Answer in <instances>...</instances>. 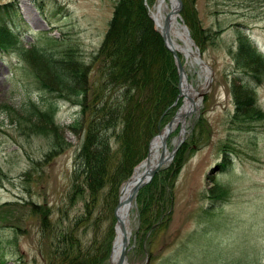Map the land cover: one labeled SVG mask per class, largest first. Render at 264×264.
Here are the masks:
<instances>
[{
	"label": "rangeland",
	"instance_id": "1",
	"mask_svg": "<svg viewBox=\"0 0 264 264\" xmlns=\"http://www.w3.org/2000/svg\"><path fill=\"white\" fill-rule=\"evenodd\" d=\"M152 1L148 5L150 18L158 0ZM192 1L197 26L205 32L201 55L209 67L205 68L209 77L201 65L192 64L180 54L189 82L201 90L200 106L187 121L184 143H188L179 173L176 177L163 173L156 188L159 193L163 187L166 190L168 205L158 223L163 221V225L141 229L140 209L134 201L127 263L264 264V77L256 85L255 102L263 117L250 127L234 123L236 104L232 94L240 32L248 34L264 54V0ZM117 2L0 0V6L12 3L18 7L12 27L26 48L48 51L53 59L61 51L71 50L90 63L99 52ZM180 17L193 39L182 11ZM146 49L150 54L149 47ZM98 67L93 66L89 72L91 83ZM47 83L52 89L44 86L47 89L39 91L34 64L23 60L17 51L0 52V209L8 204L0 211V254L6 264L46 263L49 241L40 215L35 217L31 212L34 207L52 209V220H57L59 208L66 204L74 161L83 142V135L68 129L78 109L52 91L59 87L55 81ZM42 95L46 101L59 104L55 121L62 126L59 134L70 144L53 158L47 156L53 137L30 125L36 119L28 112L29 102L37 103ZM179 99L182 107L184 98ZM159 133L150 141L142 162ZM180 133L181 127L171 133L167 141L170 152ZM174 158L161 170L171 172ZM80 206L72 210V216L80 213ZM102 218V234L113 224L116 237L114 214L111 218L104 213ZM92 236L90 229L86 231V240Z\"/></svg>",
	"mask_w": 264,
	"mask_h": 264
},
{
	"label": "trees",
	"instance_id": "2",
	"mask_svg": "<svg viewBox=\"0 0 264 264\" xmlns=\"http://www.w3.org/2000/svg\"><path fill=\"white\" fill-rule=\"evenodd\" d=\"M152 2L118 0L99 52L90 63L71 50L61 51L59 57L53 59L48 51L33 46L26 48L12 27L18 7L12 3L0 6V52L17 51L23 60L34 64L39 91L52 89L46 84L55 81L59 87L52 91L78 109L68 129L83 135L70 176L66 204L59 208L57 220H52V209L34 207L31 212L35 217L40 215L49 241L45 264H109L115 239L114 225L102 234V216L107 213L113 217L123 184L147 157L152 138L182 105L178 99L179 73L174 56L149 15L148 5ZM183 2L182 15L203 53L206 37L204 30L197 26L193 1ZM147 47L151 55L146 52ZM234 62L237 70L232 80L236 104L234 123L250 127L263 117L255 102L256 85L264 77V54L242 31ZM97 64L98 72L91 83L89 72ZM45 99L42 95L37 103L30 101L28 112L36 119L32 120L31 129L36 127L40 133L53 137L47 154L53 158L64 153L70 144L60 135L62 126L55 121L59 104ZM187 143L178 150L171 172L160 170L136 196L141 229H153L163 220L162 214L168 205L166 190L163 187L159 193L156 188L163 173L174 177L179 173ZM79 204L80 213L72 216V210ZM5 206L8 204L1 209ZM89 229L93 236L88 241L85 235ZM0 264H6L1 254Z\"/></svg>",
	"mask_w": 264,
	"mask_h": 264
},
{
	"label": "bare ground",
	"instance_id": "3",
	"mask_svg": "<svg viewBox=\"0 0 264 264\" xmlns=\"http://www.w3.org/2000/svg\"><path fill=\"white\" fill-rule=\"evenodd\" d=\"M152 17L156 23L158 30H162L165 25V20L169 14L170 17V42L169 47L179 55L182 54L186 60L192 64L201 65L204 72L209 77V72L205 69V65L198 58L194 43L191 40L189 32L181 21L180 13L178 11V3L176 0H158L152 9ZM201 90L196 89L188 80L187 74L184 75L181 82V97L184 98V104L181 107L178 115L175 117L172 124V132L181 127V133L176 141V146L182 143V139L187 134L188 118L194 114L199 106ZM195 111V112H194ZM168 134V127L164 128L160 135H157L150 146V153L148 158L137 166L132 178L123 186L120 207L117 210V225L116 237L114 241L111 263L118 264L123 249V241L128 238L130 241L133 237V217L132 213L135 210V202L130 201L132 192L139 181L149 172H151L159 163L163 156L162 140ZM170 153L166 152V156ZM170 163V162H169ZM168 163V164H169ZM128 264V263H127Z\"/></svg>",
	"mask_w": 264,
	"mask_h": 264
},
{
	"label": "water",
	"instance_id": "4",
	"mask_svg": "<svg viewBox=\"0 0 264 264\" xmlns=\"http://www.w3.org/2000/svg\"><path fill=\"white\" fill-rule=\"evenodd\" d=\"M176 2L178 3V11L179 13L181 14V11L183 9V1L182 0H176ZM172 14H169L165 20V25H164V28L160 31V34L164 40V43H165V46L167 47V49L173 54L174 56V59H175V63H176V66H177V69H178V73H179V90H180V94H179V97H181V82H182V79L184 77V75L186 74L185 73V68H184V65L182 63V60L180 58V55L176 52H174L172 49H170L169 47V42H170V33H169V30H170V17H171ZM151 18L153 19V17L151 16ZM186 27V26H185ZM187 28V27H186ZM188 30V29H187ZM190 35V34H189ZM191 40L193 41V39L191 38ZM194 43V46L196 47V51H197V54H198V58L199 60L202 62V64L205 65V68H207L209 70V67L206 65V63L203 61L202 59V55H201V52L200 50L198 49V47L196 46L195 42L193 41ZM179 99V98H178ZM178 100L175 102V104H177ZM180 111V110H179ZM178 111V113H179ZM195 112V111H194ZM178 113L176 114V116L178 115ZM175 116V117H176ZM175 117L173 118V120L167 125L168 127V134L166 135L165 138H163L162 140V147H163V156L161 158V160L159 161V163L157 164V166L149 173H147L140 181L139 183L136 185V187L134 188L133 192H132V197L130 199V201H135V198L136 196L138 195L139 191L144 187L146 186L147 184H149L153 178L156 176V174L165 166L167 165L169 162H171L173 160V158L175 157V155L177 154L179 148L182 146V144L185 142V138L186 136L183 137L182 139V143L178 146H175L174 149L172 150V152H170L168 154V156H166V152H167V141L172 133V124H173V121L175 119ZM162 132V131H161ZM161 132L158 134L160 135ZM123 189V188H122ZM122 192V191H121ZM121 197V195H120ZM120 201L118 203V206L114 212V216L117 220V217H116V213H117V210L119 209L120 207ZM114 246V244H113ZM130 246V240L128 238H125L124 241H123V249H122V253H121V256H120V260H119V263L118 264H127V257H128V252H129V247ZM113 251V250H112ZM112 257V256H111Z\"/></svg>",
	"mask_w": 264,
	"mask_h": 264
}]
</instances>
